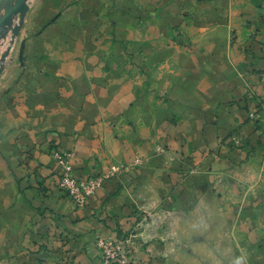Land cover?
I'll list each match as a JSON object with an SVG mask.
<instances>
[{"label": "crops", "instance_id": "0c3cea01", "mask_svg": "<svg viewBox=\"0 0 264 264\" xmlns=\"http://www.w3.org/2000/svg\"><path fill=\"white\" fill-rule=\"evenodd\" d=\"M27 4L0 39V264H95V232L171 196L225 205L235 264H264V0ZM57 149L80 178L128 166L77 208Z\"/></svg>", "mask_w": 264, "mask_h": 264}, {"label": "rangeland", "instance_id": "374dc122", "mask_svg": "<svg viewBox=\"0 0 264 264\" xmlns=\"http://www.w3.org/2000/svg\"><path fill=\"white\" fill-rule=\"evenodd\" d=\"M258 107L249 116L256 113L255 117H250L260 118L264 122V112L259 111ZM53 158L56 159L54 153ZM137 163L141 161L136 159L133 164ZM127 166V163L123 166L112 165L108 170L88 178L76 176L73 166L71 175L79 182H85L91 191L72 193L62 184L64 174L60 165L59 188L75 207L83 208L98 190ZM201 194L197 193L196 200ZM178 199L171 196L151 209L139 207L131 226L117 235L105 236L95 232L90 241V257L95 259V264H230V260L234 264L239 263L244 242L242 232L238 229L241 225L235 221L230 226L223 219L225 205L207 200L200 206L197 201L192 203L187 200V210L196 202L200 208L196 212L179 214ZM208 199L214 200L213 197ZM191 233H197L195 235L198 236H192Z\"/></svg>", "mask_w": 264, "mask_h": 264}, {"label": "built area", "instance_id": "2783aa9c", "mask_svg": "<svg viewBox=\"0 0 264 264\" xmlns=\"http://www.w3.org/2000/svg\"><path fill=\"white\" fill-rule=\"evenodd\" d=\"M258 106L259 111L264 112V97L258 100ZM250 116L255 117L256 113H251ZM54 156L63 169V186L68 188L72 193H83L84 191H91L90 189H87L85 182H79L71 175L74 158V152L72 150L58 149L54 152Z\"/></svg>", "mask_w": 264, "mask_h": 264}, {"label": "water", "instance_id": "95a60500", "mask_svg": "<svg viewBox=\"0 0 264 264\" xmlns=\"http://www.w3.org/2000/svg\"><path fill=\"white\" fill-rule=\"evenodd\" d=\"M28 0H0V10L5 9L4 14L0 17V39L6 34L8 29L11 28L14 35L18 34V27H12L13 16L17 13L21 14L20 21L24 19V14L28 11ZM9 54V50H6L0 58V75L3 67V63Z\"/></svg>", "mask_w": 264, "mask_h": 264}]
</instances>
